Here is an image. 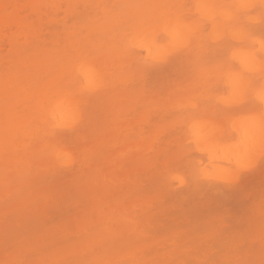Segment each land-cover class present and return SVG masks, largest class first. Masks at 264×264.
Here are the masks:
<instances>
[{"label": "rangeland", "instance_id": "1", "mask_svg": "<svg viewBox=\"0 0 264 264\" xmlns=\"http://www.w3.org/2000/svg\"><path fill=\"white\" fill-rule=\"evenodd\" d=\"M131 1L135 2L136 0H129L125 4L122 0H49V3H51V6L54 4L53 7H51V9L54 8L53 14L56 18L55 19L56 21L51 22V24L44 23V25H41L42 37L40 36L41 39H40V37L38 39L40 41H38V43H36L32 39H30V41L27 43V45L28 46L30 45V47H33L34 45H37L40 43L39 46H41V45L45 46L46 45L48 47L49 46L54 47V46H56V44H58L61 47L62 50H61V52L59 51L60 54H58V56H54V59L51 60L50 63L48 62L49 65H51L52 67L50 66L51 68L48 70L47 76H48V79L49 78L52 79V80L50 79V82L51 81L53 82V80H54V83H52V84H54L52 86L54 89L59 88V87H66L67 90H64L66 97H64V98L65 99L68 98L71 100L66 101L64 98H62V99L55 98L54 100H48L45 98H41L40 100H38L36 98H27L21 92L22 91V89H20L21 84L19 86H17V85L11 86L10 90H13L14 94L16 95L14 98V103H16V108H14V107L12 108L11 106H9L13 103H11V104L5 103L9 106V108L11 107L13 109V111L11 110L12 112L10 111V113L4 115L3 111L1 110L2 111L1 114H3L4 116L1 117L2 119H0V123L2 122L0 127L1 126L3 127L4 125H8V123H10V122H11L10 125L17 124L18 128L20 129L19 132L16 135H10V136H13V138H20L19 140H22V143H25L27 141V139L30 140L29 135L32 136L31 137L32 139L34 136L35 140H41L42 138H49L52 135H55L57 133L66 132L67 130H69L71 124L74 122L75 117L73 114L76 113V110L78 109V107H79L78 110L81 109V106L77 105L78 106L77 107L76 105H74V102L72 101L71 97L79 96V97H83V99H86V98L92 99V97L97 95L98 92L100 93V91L102 90L101 86L103 85V82H105V80L108 79L110 82H112L111 80H113V78H114L116 83L115 82H112V83H115V85L117 87L116 91L118 92V94L122 90H124V92H122V94L125 93V91H127L130 94L126 95L127 94V92H126L124 94V95H126V97L121 96L122 94L121 95L119 94L120 97H118L119 95L116 93L118 95L117 96L115 94L117 97L114 95L116 97V99H115V97H113V100L111 99V102H109V100H107L108 102H106V101L103 102L102 105L104 107V111L106 112V114H105L106 116H104V114H103L101 116V118L102 117L104 118V119L102 118V120H105L107 127L115 126L116 128H119L120 127L119 125H121V126L123 124H125L126 126L128 125V127L125 128V132L129 133L130 136L133 137L134 141L135 140L142 141L144 143L143 145L146 146V151L144 154V162L148 164L149 170L147 171V173H145L146 175H144L145 177H144V180L141 184V186L144 187V188L142 187L143 188L142 191L144 190L142 192V193H144L143 194L144 199L147 200L148 198H152L151 196H153V194L155 195L156 198L157 197L159 198V196L160 197L164 196L163 198L165 200L163 199L164 201L162 203H164L165 201H168V203L170 205H171V203H172V205H173V203H176L178 205L181 204L179 206L183 205L184 210H187L185 212L190 213V211H192V210L194 211L197 208V207L196 208L193 207V205L190 204V202H189L190 198L192 196H198L199 193H203V192H211V191H213L212 190L213 186H217V187L218 186L219 187L232 186L235 184V181H236V184L239 183V180L244 175H246L248 172L253 170L256 167V165L261 161V159L264 158V1L263 0H158V1L154 0L152 3L148 4V2H146L147 0H141V1H139L140 3H138L139 4L138 6L134 5V7L137 8V11H139L138 9H140L141 13L143 14V16L141 14L140 17H142L141 23L143 22L144 24L142 23L143 24L142 27L140 25L141 30H139L140 31L139 35H137V32L134 31L135 29L133 28V26H132V28L134 30L128 29L127 28L128 22H126V20L121 19V17L124 19L127 18L124 16V14L126 13L125 10H128L129 9L128 7H130L131 3H133ZM136 2H138V1H136ZM206 2H209V4H211L209 6V4L207 3V5L209 6L208 9L210 11H208L207 5H205V7L202 5ZM200 6L202 8H200ZM205 8L208 12H210V14L212 16L211 17L212 21H211V18L209 19L208 17H206L207 15H204L201 13V10L206 12V10H204ZM18 9H19L20 16L25 20L26 26L28 23L29 24L32 23L33 25H35V27L40 24L39 21L37 20V16L35 14L30 13L31 9L28 5V0H22L20 2V5L18 6ZM43 9H44L43 11H47L45 8H43ZM166 10H169L170 13L168 12V14H165ZM133 12H134V10H133ZM208 12H206V13H208ZM12 13L13 12H11L10 14H7L0 21H2V23L4 21H12V17H11ZM139 14H140V11H139ZM167 15H171V16H167ZM25 17L28 19V21L25 19ZM207 18L209 20H207ZM213 20H214V22H213ZM1 28H2V30H5L4 32H6L7 34H10V27L9 26L2 24ZM12 29H13V31L17 30V28L15 26H12ZM91 37H92V39H91ZM93 38H97V39L94 40ZM101 38H102V40H101ZM99 39H100V41H99L100 43L98 42ZM91 41H94L93 44L96 43V46L100 47L101 51H98L96 53V52H93L92 50H85L84 49L85 46L86 45L89 46ZM18 44L19 45L25 44L24 38H19ZM148 46H150V47L153 46L152 48H154V49L151 50V52H149ZM110 48H113L117 53L122 52L126 49H128L130 51L135 50V52L137 51V52L141 53L142 56L138 62L132 61V62L121 63L119 61H114L113 63H109V61H107V62L99 61L98 59L101 58L100 56H103V55L109 56V54L110 55L112 54V52L111 53L109 52V54H108L107 50H109ZM43 49H44V47H43ZM32 50H30V51H32ZM128 50H126V51H128ZM41 51H43L42 48H41ZM47 51H48V49H47ZM46 53L44 55H47ZM115 54L116 53L113 51V55H115ZM37 56H38V54H37ZM39 56H40V54H39ZM115 56H117V54ZM31 57H33V55L30 56L27 54H22V55H18V57H15V58H11V57L6 58V61H3L2 63H0V74L5 75L9 80H11L12 76L14 74H16L17 72L21 71V69L23 67L25 68V66L31 65V63H32ZM34 57H33V59H34ZM46 57H48V56H46ZM128 57H129V55L127 56L126 60H128ZM179 60H180V64L178 66H176V65L173 66ZM33 61L35 62V60H33ZM40 63L42 64L43 62L40 61ZM35 66H36V64H35ZM35 66H33V67H35ZM44 66H46V65H44ZM43 68H45V67H43ZM89 68H91V69L95 68L96 71L92 69V74L89 73L90 76L88 75L89 77H91V79L86 80L87 78L85 77V75L87 74L86 71H89ZM84 72H85V74H84ZM23 76H24V74H23ZM36 77H37V75H36ZM110 78H112V79L110 80ZM19 79L22 80V78H19ZM28 81L30 82V80H28ZM32 82L34 83V81H32ZM36 82H37V80H36ZM40 82H42V81H40ZM105 83H108V81H106ZM23 84H25V83H23ZM37 84L38 83H36V85ZM43 84H45V83L38 84V86H39L38 88H40V85H41V89H43L44 88ZM48 85L51 86L49 83V80H48ZM32 86H34V84ZM46 86H47V83H46ZM21 88H23V87L21 86ZM35 88H37V86ZM208 88L211 89V93H210L211 95L207 94ZM0 89H1V86H0ZM2 90H3V87H2ZM25 90L26 89H24L23 91H25ZM28 90L29 89H27V91ZM132 93H135L136 95L132 94ZM63 99H64V101H66L65 103L62 102ZM73 100H74V98H73ZM246 101H248L249 103H253L256 106V110L254 112L249 113V114H243V115L237 114V115L230 117L229 119H219V118L214 119V118L210 117L209 114H207L208 110L212 106L233 108V107H236V105H239V104L246 102ZM2 104H3L2 106H4L3 102H2ZM6 106H4V107L7 108L8 106L7 107ZM35 106H37V111L34 108ZM5 108L2 107V109L6 110L4 112H8L11 109V108L10 109L8 108V111H7V109H5ZM65 108L67 109L66 111H65ZM58 112H59V114H58ZM3 122H4V125H3ZM102 123H104V121ZM168 124H171L175 129L172 130L170 128V130H169L170 133L161 132L162 130H165L164 127ZM4 127H6V126H4ZM28 130H29V132H28ZM220 131L222 133H221V135H218ZM5 134L6 133H4V135ZM7 136L9 138V134H7ZM7 136H6V138H7ZM170 136H172L174 138V140L171 139L172 142H171V145H169L171 150L169 151L167 158L168 159L172 158V153H174V155L176 153H178L180 155L179 162L176 166L177 168L175 170H171V171H170V169L167 168V165L165 164V161L167 158L164 157L165 156L164 153L167 150H165L164 153L162 152V150L166 149L163 147H166L165 141ZM2 137H3V135H2ZM8 138H7V140H9ZM1 139H3V138H1ZM7 140H5V137H4V140H2V144H3V141H7ZM30 141L32 142V140H30ZM0 143H1V141H0ZM149 144L153 145L152 149H148ZM1 148H2V145H1ZM133 150H132V153L134 154ZM47 153H44V154H45V157L47 158L46 160L50 159V162H48L49 166L46 167V169H49V167L56 169V167H57V170H58V167H61V166H63V167L65 166L64 169H66V166L68 167V165L71 162H73L72 155H69L68 153L62 154L60 156H56V155H54L55 154L54 151H53L54 154L52 152H49L48 154L51 153L50 158H48ZM130 154H131V151H130ZM133 154H131V155H133ZM156 154H157V157L154 158V156H156ZM108 155H109V152L106 154V157ZM52 156H54V157H52ZM35 160L33 161L32 166L35 169H37L36 170V172H38V173H36V176H37V175H40L42 172H41V167H39L37 164H35ZM2 161H3V159H2ZM5 162H6V160L4 161V163ZM4 163H2V164H4ZM2 164H0V193H1V191L5 190V188H7V185L10 183V182L8 183V180L6 182L8 184L4 183L5 182L4 180H3L4 182H2L1 181L3 179L2 175L6 174L8 176V172L10 171V170L8 171V169H11L10 166L7 169V167H3ZM111 164H114V163H111ZM126 164H128V163H126ZM126 164H125V166H126ZM13 165H14V163H13ZM15 166L17 167L18 165L16 164ZM15 166H14V168H16ZM19 166H20V164H19ZM107 166H109V165H107ZM22 167L23 166L20 167L21 170L25 169L24 167L23 168ZM63 167L61 169H63ZM4 168L7 171V173H6V171H4L5 173H2V170H4ZM116 168L119 169V167H116ZM116 168L115 169L113 168V170L117 171ZM121 168H122V170L125 169L123 167H120V169L118 170L119 172H121L120 171ZM127 168H129V167H127ZM131 169H133V168L131 167L130 170ZM14 171H15V169H14ZM100 171L101 170H99V174H100ZM109 171L112 174V175H110L111 177L116 174V172H114L115 174L112 173L113 172L112 169L111 170L109 169ZM125 171H127V170H125ZM16 172L22 173L24 171H17V168H16ZM50 172H52V171L50 170L49 173ZM21 173H20V175L22 177V175H24V174H21ZM45 173H43V174H45ZM52 173H54V172H52ZM67 173H69V172H66V174ZM73 173H74V171H73ZM109 173L107 171V174H109ZM43 174L41 175V177L38 176V177H40L39 179L43 180L42 179ZM119 174L121 176L123 173L122 174L117 173L116 175L118 176ZM17 175L16 176L12 175V177L16 178ZM103 175H105V174L103 173L102 176ZM126 175H127V173H126ZM4 176L5 175H3V177ZM26 176L29 177L28 175H26ZM100 176H98L99 179H100ZM127 176L129 177V174ZM6 177H4V178H6ZM19 177H17V180L15 179L14 185H16V183H18V185H19V183H20V182H18ZM27 177L25 178V181L27 180ZM98 177H97V180H98ZM133 177H134V175H133ZM13 178H11V180ZM121 179L122 178H120L119 180L117 179V180L121 181ZM131 179L133 181L135 180L132 177L130 178V180H128V178H127L128 181L132 182ZM21 180L24 181L23 179H21ZM57 180L55 182H57ZM117 180H113V181H117ZM122 180L125 181V179H122ZM9 181H10V179H9ZM25 181L23 183H20V186L22 188L24 187V190L27 186H30V188H31V185H29V183H28V185H26V183L29 182L30 180L29 181L27 180L26 182ZM35 181L36 180H34V182ZM39 181H36V182H39ZM34 182H32L33 184L30 182V184H32V186H33L36 183V182L35 183ZM51 182H52L51 185L54 186L53 183H55V182H53V180ZM123 182H121V184H120L123 187L122 188L123 192H121V194L128 192V190L130 189V188L128 189V187H127L129 182H126V183H123ZM153 183H155V185L157 184L156 190H152V189L150 190L151 187L155 186ZM36 184L37 185H35L33 188L35 190L37 189L38 193H40L38 189H40L41 186L47 185L46 183L43 184V182H39V184L38 183H36ZM49 184L50 183H48V185H47L48 187H50ZM122 184L123 185L127 184V186H123ZM20 186H18V187H20ZM16 187H17V185H16ZM65 187H67V186L65 185ZM72 187L73 186H71V190L73 189ZM33 188H31V191H33L32 190ZM51 188H53V187H51ZM68 188L70 189V187H68ZM118 189H120V188H118ZM154 189H155V187H154ZM37 191H36V193H37ZM147 191L149 192L148 193L149 195H147ZM145 192H146V195H145ZM36 193L35 194L33 193V194L36 195ZM71 193H70V195H71ZM142 193H141V195H142ZM63 194L61 196H60V194H57L60 196V197H58V198H60V201H65L66 203L67 202L73 203V201L71 199H69L70 197H68V196L65 197V195L63 196ZM131 194H132V192H131ZM131 194H130V196H131ZM26 195H27V193H26ZM47 195H45V196H47ZM57 195H56V197L54 196V198L58 199ZM74 195H76V194H74ZM136 195H138V194H136ZM141 195H140V197H141ZM21 196L23 197V195H21ZM40 196L43 197V194H41V195L38 194V197H36V199L37 198L40 199L39 198ZM45 196H44V198H47V200L44 198L43 199L46 200V202L50 201V199H48L49 196H47V197H45ZM146 196L148 197L147 199H146ZM24 197H26V196H24ZM30 197L32 198V196H30ZM52 197L53 196H51V198ZM13 198L15 199V196ZM33 198H35V197L33 196ZM85 198H86V196H85ZM125 198H127V197H125ZM132 198H133V196H132ZM132 198L128 197V200L131 201L130 199H132ZM153 198H154V196H153ZM240 198L241 197L230 200V202H228V204L226 203L227 207L224 206V204H223L224 202L223 203L218 202L219 204L216 203L217 205L213 204L214 202L212 204L215 205V208H216V206H218V209H219V205L221 207V205L223 204L222 208H220V209L225 210L227 208L229 210V213H230V210H232V209H229V208H231V206L234 205V203L236 201H239V203H240V201L243 202V201L248 200L249 197H247L245 199H244V197H242L241 199ZM1 199H2V197L0 196V209H2L3 205L5 204L4 202H7V201L1 200ZM28 199L24 198V200H28ZM89 199H90V197H89ZM136 199L138 200V198H136ZM16 200H15V202H16ZM83 200H86V199H83ZM133 201L135 202V200H133ZM141 201H142V199H141ZM11 202H12V200H10V203ZM38 202L41 203V199ZM42 202H44V201L42 200ZM50 202H52V201H50ZM134 202H133V206H134V204L137 206L140 203V202L139 203L137 202V204H136ZM147 202H148V200H147ZM21 203H23V202H20V204ZM144 203H146V202H144ZM157 203H158V201H157ZM168 203H167V207L169 210H167L166 206H164L163 204H162L163 205L162 207H164V208L160 209L159 207H157V208H159L160 211H158V209L156 210L155 208H153L155 205L157 206V204H155V205L153 204L154 206L152 208H153V210L155 209L156 212L158 211L157 213H159V212H161V214L165 213L164 215H162L164 217H165V215H166V217H167V215H170L171 217L168 216L167 220L171 222V221H173L174 218L177 219L178 217H176V214L173 213V211H172V214L169 213L171 210L170 208H172V207L169 206ZM7 204L9 205L8 202H7ZM26 204H28L27 201H26ZM31 204H33V203L31 202ZM50 204H53V203H50ZM50 204L48 203L49 206H51ZM127 204H128V202H127ZM149 204H151V203H149ZM165 204H166V202H165ZM212 204H210L209 206H211ZM36 205L37 204L35 203L34 206L37 207ZM45 205H46L47 210L51 209V207L53 206L52 205L50 208H48L49 206L47 204H45ZM141 205L142 206L145 205V209H146V206H147L146 204H141ZM141 205H139L137 207V208H139L137 211L141 210V208H140ZM213 205L211 206V207H213L212 209H214ZM241 205L242 204H240V207H239V205L238 206L236 205V207H238L237 209L241 208L242 207ZM27 206L28 205H26V207ZM31 207H32V212H30L31 214L26 212V215L28 214L27 215L28 217H26V215L22 214V212L17 217V215H16L17 212L16 213H15V211L13 212V210L16 207L13 208V210L10 212L8 210H6L5 212L0 213V222L4 223V225L6 226L5 229L0 228V231L2 230L4 232L3 236L1 235L2 238H0L1 245L3 246V247L1 246V250L5 247L6 243H8V241L10 243L14 237H19V238L21 237V239H22V237L26 238L30 235H33V234L35 235V233L37 231V226H36L37 222L34 223V221L37 219V217H38L37 214H39V212H37V213L33 212V210L36 211L37 208L33 209L35 207H33V206H31ZM148 207H149V205H148ZM174 207H175V205H174ZM174 207H173V209H174ZM180 208H179V211H181ZM202 208L204 209V207H202ZM244 208L245 207L243 206V208H241L240 210H242ZM5 209H7V207ZM16 209H18V208H16ZM45 209H43V210H45ZM218 209H215L214 211L215 212H216V210L219 211L220 209L219 210ZM227 209H226V211H227ZM9 210H11L10 207H9ZM20 210H22V209H20ZM28 210H29V207H28ZM38 210L40 211V209H38ZM147 210L151 211L150 207ZM166 210L169 211L168 214H167ZM184 210L182 209V211H184ZM198 210H200V208H198ZM29 211H31V209ZM137 211H135V213ZM154 211L153 212L151 211V213L154 214L155 213ZM162 211H164V212H162ZM174 211L176 212V210H174ZM197 211H195V213L192 212L191 214H194V216H197L196 214L198 213V215H199L201 212V211L200 212L199 211L197 212ZM23 212H25V209ZM215 212H213V213H215ZM223 212H224V214H222ZM44 213H47V212H44ZM49 213H50V211H49ZM141 213L143 214V210L139 211L137 214L142 215ZM149 213L146 216L144 215V217L140 216L143 219L145 218L144 222H142V223L146 224L145 223L146 217L148 218L149 216L153 217L156 215V214L152 215L151 213L150 214ZM225 213H226L225 211L221 212V215L223 216L222 217L223 220H222L221 225H226V227H227V224H229L231 220H230V216L228 215V213L227 214H225ZM21 215L25 216L26 218L23 217L25 219L28 218L27 221L31 222V224L29 223L26 225V223H27L26 222L25 224L17 225L15 222H17V220L20 219L19 217ZM224 215H225V217H224ZM226 215H228L229 217H226ZM160 216L161 215H159L158 218ZM217 216H218V218H220L219 215H217ZM190 218H186V219H190ZM22 219H20V221ZM29 219H32V221H29ZM42 219H44V217ZM48 219H47V221H48ZM53 219L55 220V218H53ZM143 219L141 221H143ZM197 219H199L198 216H197ZM200 219H201V217H200ZM38 220H39V218L37 219V221ZM54 220L53 221L50 220L46 223H49L48 225H50V222L51 221L54 222ZM154 220H155V218H154ZM192 220H193V218H192ZM194 220H195V217H194ZM227 220H230L229 223L226 222ZM23 221H25V220H22L21 222H23ZM141 221L139 220L140 225L142 226ZM149 221H150V219H149ZM186 221H188V220H186ZM190 221L191 220H189V222H186V224L183 221L184 224L182 225V227L180 226L181 224L178 226L180 227V229L182 228L181 230L189 227V228H187V231H190V228L193 231L195 229V228L193 229V227L194 226L197 227V226L193 222H190ZM201 221H203V220H201ZM139 222L137 220L138 224H139ZM154 222H153V224H154ZM164 222H166V221L159 220V223L158 224L156 223L158 228H161V225H162V223L164 224ZM197 222H198V220H197ZM197 222H196V224H197ZM1 223H0V225H1ZM17 223L20 224V222H17ZM76 223H74V224H76ZM82 223L84 224V222H82ZM151 223H152V221H150L149 224H151ZM187 223H188V225H187ZM190 223H193V227L190 226V225H192ZM200 223L201 222H199V224H197V225H199L197 229L201 228ZM77 224L79 225L78 227H79V231H80V232H78V231L77 232L80 234L82 232L81 231L82 228L80 230L81 222L80 223L78 222ZM117 224H114V225H117ZM125 224H118V225H120L119 226L120 228L123 227L121 230H124L128 227L127 226L128 223L126 224L127 227L124 226ZM149 224L147 223V226ZM173 224L176 225L175 221ZM178 224H179V222H178ZM118 225L116 227H118ZM133 225H134V223L131 224L130 226H133ZM151 225H149V226H151ZM167 225H169V224H167ZM186 225H187V227H186ZM221 225L219 227H222ZM86 226L87 225H85V227ZM130 226H129V228H130ZM143 226H146V225H143ZM174 227L177 228V226H173L172 230L169 231L170 233L167 232L168 234H166V231H168V230L164 231L162 228V230L164 232L161 230V232L159 234H161V233L162 234L161 235L158 234L160 237L158 235H152L151 234L152 235L151 241H153L154 238L159 240L160 238H162L161 236L166 235L165 237H166L167 241L170 239H171V242H172V239L174 241L176 240V242H172L173 245H170L171 244V242H170V244L168 245V248H170L169 246H171V247L174 246V243H176V244L181 243V238L179 240L174 239V237L170 238L171 232H172L173 236L175 234H176V237H177V235L183 236L185 241L183 239H182V241H184L185 243H186V241L187 242L190 241L191 243H193V242H195V239L198 237V234H194L195 232L193 234H189V235H188L189 232L187 234H185L186 231L181 233L182 231H178V229L174 232L173 229H176ZM3 228H4V226H3ZM146 228H148V227H146ZM76 229H78V228H75V230ZM86 229H87V227H86ZM102 229H103V227H102ZM102 229H99V231L97 229L96 230L98 232H100V230H102ZM238 229L239 228H235L234 230H232L233 232L231 233V235L229 234L230 236L228 237V239L236 241V240H239L237 238L240 235L241 238H244L243 242L247 241L249 236L247 238L246 234H245V236L243 237L242 234L245 232L243 230H239V231H243L242 234H240V233H238L239 231L238 232L236 231ZM68 230H70V229H68ZM92 230H93V228H92ZM126 230L123 232H126ZM136 230H138V229L136 228ZM70 231H72V226H71ZM103 231L104 230H102L101 232H103ZM199 231H200V235H201L202 230H199ZM205 231L206 230H204V233H205ZM93 233L94 232H92L90 234H93ZM135 233H136V231H135ZM138 233L140 234V232H138ZM196 233H198V232H196ZM237 233H238V235H237ZM72 234H74V233H72ZM123 234L119 235V237H118L122 241H124V239L126 240V237H128L126 233H123ZM145 234H147V233H145ZM253 234H252V237L250 236L251 239H253V236H254ZM69 235L71 236V232ZM85 235H88V233ZM89 235L87 237H89ZM130 235H131V233H130ZM194 235H197V237ZM133 236H134V234H133ZM139 236H142V235H139ZM255 236H256V234H255ZM39 237L40 236H38V238ZM148 237L150 239V235ZM203 237H204V239H205V237L207 239L206 234H203ZM260 237H262V236L260 235ZM115 238H117V236ZM144 238L145 237H143V240L144 241L146 240L147 244H149L150 243V242H148L149 239L147 237H146L147 239H144ZM33 239H34V237H33ZM79 239H78V241H79ZM139 239L134 241V244L132 242L133 240L132 241H129V240L126 241L127 243L131 242L128 244L129 247H127L126 249H125V245L127 246V244H124L123 242L118 243L117 246L119 245L118 247L119 248L121 247V249L117 248L119 250H114V253L118 252L117 255L118 254L120 255L121 252L122 253L125 252L124 250H126L127 253H130L129 251L132 248V244H133V246H136V244L142 240V239H140V240ZM200 239L203 240L202 238H200ZM256 239H258V238L256 237ZM31 240H29V242H31ZM36 240H37V238H35L34 241H36ZM162 240H163V243L167 242V241H165L164 238H162ZM253 240H255V239H253ZM159 241H158V243H159ZM248 241H250V238ZM13 242H14V244H16L15 241H13ZM21 242L22 241H20V243ZM29 242L27 241V243H29ZM160 242H161L160 244H162V241H160ZM184 242H182V243L184 244ZM9 243H8V245H9ZM23 243H24V241H23ZM37 243L38 242L34 243L32 247L30 245H29V247H28V245H25L27 247H25L24 245H23V247L17 246L16 249L17 248L19 249V254L16 251L13 252V254H12L11 250H13L12 249L13 246H11L12 248L9 250L11 252V255H12L11 256L12 260H9V261H11V264H12V261H14L13 264L16 261H18L17 263L22 264V260L20 261L19 257H18L19 259L16 260L17 257H15L17 254L18 255H21V254L24 255L23 252H20V249L25 248V250H27V251H29L30 249L32 251V248L34 249L35 248L34 246H35V244L37 245ZM140 243H142V242H140ZM140 243H138V244H140ZM155 244H156V240L153 244L150 243L149 246L147 245L148 246L147 248L149 249L152 247L151 249H154L157 246V245L155 246ZM160 244H158V245H160ZM186 244L188 245V243H186ZM38 245L40 247L43 246L40 244H38ZM58 245H60V244H58ZM75 245L76 244H74L73 247H70V249H68V251L70 250L69 253L72 254L71 251L74 250V248L76 247ZM82 245H84V244H82ZM82 245H80V246L78 245V246L81 247ZM192 245L195 246L194 243ZM216 245H217V241H216ZM55 246L53 245V247H54L53 249L51 247H49V248H51V250H55L56 248L59 249V247H60V249H62L61 248L62 245L57 246V247H55ZM180 246H181V244H180ZM64 247L65 246H63V248ZM123 247H124V250H122ZM39 248H38V250H39ZM42 248L44 249V247H42ZM106 248H107V251L110 250V248L108 249V246L102 248L101 250L104 251V249H105V251H106ZM137 248L138 247L136 246L135 248L133 247L132 249H135L136 251H138L137 255L140 253V255H141L140 258L145 257L148 259V257H150V258L155 257L156 253L158 251L160 252L163 247L161 249L158 247L159 250L156 251V253H153L154 255L152 254V256H150L151 254L147 253L146 254L147 257H146V255L143 256V254H144L143 250L146 249L145 251L146 252L148 251L144 245H143V248L141 249L143 254H142V252H139L141 250H137ZM18 249H17V251H18ZM1 250H0V252L1 253L4 252V254H5V251H4L5 249L2 251ZM42 250H40L41 253H38L39 251L36 252L37 251L36 248H35V252L32 251V252H34L32 255L37 253L38 255L41 256V259H40L41 263H43V261H45V260H43L44 258L42 259V257H43L42 256ZM59 250L58 251H57V249L55 250L56 252H58L57 254H59ZM209 250H213V249H209ZM27 251H26V253H28ZM55 251L54 252L53 251H51V252L46 251V255L49 256L53 252L52 256L54 255L53 257H55L56 256L54 254ZM65 251L67 253L66 254V258H67V255H68V257L70 255L66 249H65ZM74 251L75 252H73V254H78L79 252H81L80 249L74 250ZM213 251H215V249ZM213 251H211V252H213ZM10 252H8V253H10ZM43 252H45V251L43 250ZM48 252H50L51 254H49ZM60 252H62V251H60ZM149 252L152 253L153 251H149ZM14 253H16L15 256H14ZM62 253H64V251ZM62 253H60L61 255H59V256L62 257ZM86 253H87V255L88 254L89 255L87 256ZM86 253H84V252L82 253L83 255H86V257L81 255V257L84 258V259L83 258H81V259L85 260V262H86L87 257L89 258V256H91L90 251L88 253V251L86 250ZM207 253H209V252H207ZM213 253H215V252H213ZM4 254H2V255H4ZM132 254H133V252H132ZM134 254H136V253H134ZM134 254H133V256L136 257ZM5 255L7 257H8V255L10 256V254H7V253ZM22 255H21V257H22ZM30 255H31V253H30ZM30 255L26 257L28 259L27 261L33 260V257L35 256V255L34 256H32V255L30 256ZM38 255L36 257H38V259H39ZM43 255H45V253H43ZM78 255H80V254H78ZM114 255L116 257V253ZM13 256L15 257L14 259H13ZM24 256H26V255H24ZM63 256L65 259V255H63ZM76 256L74 255V257H75V258L73 257L74 259L71 256H70V258L74 262H76V260H77ZM124 256H126V255L124 254ZM36 257H35V259H36ZM156 257H158V256H156ZM3 258L0 260V264H4L5 261H8L5 259V261L3 262V260H4ZM57 258H60V257H57ZM21 259H23V258H21ZM51 259L52 258L49 257L48 260H51ZM81 259L79 257L78 261L79 262L83 261ZM40 260H39V263H40ZM73 261H71V262H73ZM8 263H10V262H8ZM24 263L26 264L27 262H24ZM29 263H30V261L28 262V264ZM68 263L70 264V262H68ZM5 264H7V263H5ZM44 264H46V263L44 262ZM49 264H51V263L49 262ZM72 264H74V263H72ZM79 264H81V263H79ZM82 264H84V263H82Z\"/></svg>", "mask_w": 264, "mask_h": 264}, {"label": "bare ground", "instance_id": "2", "mask_svg": "<svg viewBox=\"0 0 264 264\" xmlns=\"http://www.w3.org/2000/svg\"><path fill=\"white\" fill-rule=\"evenodd\" d=\"M21 1L22 0H0V20H2L7 14H10L11 12H13L11 15L13 22L12 21H4L2 23V21H0V63H2L3 61H6V58H10V57L15 58V57H18V55H22V54H27L30 56L33 55V57L34 56L35 57H34V59H33V57H31L32 60L30 59L32 61V63H31L32 66L28 65V66H25V68L23 67L21 69V71L17 72L18 74L16 73L12 76L11 80H9L5 75L0 74V86H1V89H0L1 90L0 91V102H1L0 103V111L2 110L4 115L10 113L11 110L13 111V109H12L13 107L16 108V103H14V98L16 95L14 94L13 90H10L11 86H16V85L19 86L21 84V86L23 87V88H21V86H20V89H22L21 92L27 98H36L38 100H40L41 98H45L48 100H54L55 98L62 99L64 97H66L64 90H67V88L66 87H59V88L54 89L52 87L54 85V84H52V83H54V80H53V82L52 81L50 82L51 78L48 79V76H47L48 70L52 67L51 65H49V63L51 60L54 59V56H58V54H60V52L62 50L61 47L58 44H56V46H54V47H50V46L48 47L46 45H45L46 47L44 45H41L42 46L41 47V46H39L40 43L37 45H34L33 47H30V45L29 46L27 45V43L30 41V39H32L36 43H38V41H40L38 39L40 36L42 37L41 25H44V23L51 24V22L56 21L55 20L56 18L53 14L54 8L51 9V7H53L54 4L51 6V3H49V0H28V5L31 9L30 13L35 14L37 16V20L40 23V24L38 23L39 25H37L35 27V25H33L32 23H30V24L28 23L26 26L25 20L20 16L18 6L20 5ZM122 1L125 4L129 0H122ZM136 1H138V2H136ZM136 1L135 2L131 1L133 3H131V6L128 7L129 9L130 8L131 9L125 10L126 13L124 12L125 13L124 16L127 18L124 19L121 17V19L126 20V22H128L127 23L128 29L131 30L134 28L135 30L134 29L133 30L135 32H137V35H139L140 34L139 30H141L140 28L142 27V25L144 23L143 22H142L143 24L141 23V21H142L141 20L142 17H140L142 14L141 10L138 9L140 11V14H139V11H137V8L134 7V5L138 6L139 5L138 3H140L139 1H141V0H136ZM153 1L154 0H147L146 2H148V4H149V3H152ZM207 3L209 4V2H206L202 5L205 7V5H207ZM210 5L211 4H209V6ZM201 6H200V8H202ZM209 6L207 7V9L209 8ZM43 8H45L47 11H43L44 10ZM132 9L134 10V12ZM204 10H206V8ZM208 11H210V10L208 9ZM208 11L206 10V12H208ZM168 12L170 13L169 10H166L165 14H168ZM206 12L201 10V13L204 15H207L206 17H208L210 19L212 17L210 12H208V13H206ZM142 16H143V14H142ZM167 16H171V15H167ZM208 18H207V20H209ZM25 19L28 21V19L26 17H25ZM211 21H212V18H211ZM129 22L130 23L132 22V23L130 24ZM213 22H214V20H213ZM2 24L10 27V34H7L6 32H4L5 30H2V28H1ZM140 25H141V27H140ZM12 26H15L17 28V30L13 31ZM132 26H133V28H132ZM41 37H40V39H41ZM19 38H24L25 44L19 45L18 44ZM91 39H92V37H91ZM93 39L96 40L97 38H93ZM101 40H102V38H101ZM99 41H100V39L98 40V42ZM93 43H94V41H91L90 45L89 46L86 45L84 49L85 50H92L93 52H96V53L98 51H101L100 47L96 46V43L95 44H93ZM43 47H44V49H43ZM152 47L148 46L149 52H151V50L154 49ZM41 48L43 51H41ZM29 49L30 50L33 49V50L30 51ZM47 49H48V51H47ZM126 50H128V49H126ZM126 50H124L122 52L118 51L119 53H117L113 48H110L107 51H108V54H109V52L110 53L112 52V54L111 55L109 54V56L108 55L100 56L101 58H99L98 60L103 61V62L109 61V63H113L114 61H119L121 63H123V62L125 63V62H132V61L138 62L141 59V56H142L141 53H139L137 51L135 52V50H131L132 52L130 50H128V51H126ZM113 51L117 54V56H115L116 54L113 55ZM45 53L47 55H44ZM37 54H38V56H37ZM39 54H40V56H39ZM128 55H129L128 60H126ZM46 56H48V57H46ZM33 60H35V62ZM40 61L43 62L42 63L43 65L40 63ZM35 64H36V66H35ZM179 64H180V60L178 62H176L173 66H175V65L178 66ZM44 65H46V66H44ZM33 66H35V67H33ZM43 67H45V68H43ZM95 68H92V69L95 70ZM92 69L89 68V71H86L87 72V74L85 75V77L87 78L86 80L91 79V77H89V76H90V74H92ZM23 74L25 77L23 76ZM84 74H85V72H84ZM36 75H37V77H36ZM19 78H22V80ZM112 78H110V80ZM47 79L49 80V83L51 86L48 85ZM28 80H30V82ZM36 80H37V82H36ZM32 81H34V83ZM40 81H42V82H40ZM106 81H108V83H105ZM111 81L115 82L114 78ZM105 82H103V85L101 86L102 90L100 89L101 90L100 93L98 92V94L93 96L92 99H89V98L83 99V97H79V96L71 97L72 101L74 102V105L81 106V109L78 110L79 107L77 106L78 109L76 110V113L73 114L75 117L74 122L71 124L69 130H67L66 132L57 133L55 135H52L49 138H42L41 140H35L34 136L32 139L31 138L32 136L29 135L30 136L29 138H30V140H32V142L29 139H27V141L25 143H22V140H19L20 138H13V136H10V135H16L19 132L20 129L18 128L17 124L10 125V123H11L10 122V123H8V125H4V122H3V125L6 127H4V126L0 127L1 128L0 129V141H1V143H0V159H1L0 164L4 163V161L6 160L7 163L6 162L5 163L8 166L4 163V164H2L3 167H7V169H8L10 166V168H11V169H8V171L10 170L8 172V176L6 174H3V175H5L4 177L7 176L6 178H4L2 175L3 179L1 181L2 182L5 181L4 183H6L8 180V183L10 182L11 184L6 183V184H8L7 188H5V190L1 191V193H0V196L2 197L1 200L7 201L9 203V205H8L7 202H4L5 204L3 205L2 209H0V211H1L0 213L5 212L6 210H8L10 212L13 210V208L16 207L18 209L15 208L16 210L14 209L13 212L14 211H15V213L17 212V214H16L17 217L20 215L21 212L24 215H26V212L31 214L30 213V212H32L31 206L35 207L34 206L35 203L37 204L36 205L37 207H35L33 209L37 208V210L36 211L33 210V212H35V213L39 212V214H37V216H38L37 219L39 218V220L37 221V219H36L34 221V223L37 222V224H36L37 231L35 233L36 236L34 234L30 235L31 237L33 236L34 239H33V237L31 238L30 236H28L26 238L22 237V239H21V237L20 238L14 237L15 239L13 238L12 241L10 240L11 244L8 241L9 245H8V243H6L7 246L5 245V247L2 249V250L5 249L4 250L5 254L6 253L10 254V256L8 255V257H7L4 254V252H2V253L0 252L1 253L0 254V260L4 257L3 262L6 259L8 261H5V263L11 264V261H9V260H12L11 252L13 254V252L16 251L19 254V249L17 248L18 251L16 249L17 246L23 247V245L24 246L28 245V247H29V245H30L32 247L34 243L38 242L37 245L35 244L34 247L37 249L36 252L39 251L38 253H41L40 250H42L43 249L42 247H44L43 250L45 252H43V250H42V256H43L42 259L44 258L43 260H45V261H43V263H41V260H40L41 256L40 255H38L36 253L39 256V259H38V257H36L37 256L36 254H34L35 256L32 255L35 252V248L34 249L32 248V251H34V252H32L31 249L29 250L30 252L25 250V248L20 249V252H23L24 255H26V256H24L20 253L22 255V257H21V255L17 254L18 255L17 256L16 253H14V256L16 255L15 257H17L16 260L20 258L19 260L20 261L22 260V264H25L24 262H27L26 264H28L29 261H30L29 264H38L39 260H40L39 264H44V262L46 264H49V262L51 264H67L68 262H70V264H72V263L75 264L76 262L77 263L79 262L78 261L79 257H80V259L83 258V257H81V255H83L82 253L83 252L86 253V250H87L88 253H89V251L91 252V256H89V258L87 257L88 260L86 259V262H85V260H83L84 259L83 258L81 260H83L84 262L80 260L81 262H79V263H81V264L82 263H84V264H264V233H263L264 232V188H263L264 187V158L261 159V161L256 165V167L253 170H251L246 175H244L239 180V183L236 184V181H235V184L232 186H225V187L213 186L212 187L213 191H211V192H203V193H199L198 196H192L190 198L189 202H190V204L193 205V207H195V208L197 207V208L194 211L193 210L190 211V213L185 212L187 210H184L183 205L179 206L181 204L178 205L176 203H173V205H172V203H171V205H170L168 203V201H165L166 204H165V202L162 203L165 200L163 198L164 196L163 197L159 196V198L158 197L156 198L154 194H153L154 198H153V196H151L152 198H148L146 196V199L148 198L147 199L148 202L151 203V204H149L147 202V200H145L143 197L144 193H142V192L144 190L142 191V189L144 187L141 186V184L144 180V177H145L144 175H146L145 173H147V171L149 170L148 164L144 162V154L146 151V146L143 145L144 143L142 141H138V140L134 141L133 137H131L129 133L125 132V128H127L128 125L127 126L125 124H123L122 126L119 125L120 126L119 128H116L115 126L107 127L105 120H102L103 117L101 118V116L103 114H104V116H106L105 115L106 112L104 111V107H103L102 103L105 101L108 102L107 100H109V102H111V99L113 100V97H115L118 94V92L116 91V88H117L115 85L116 82L112 83L108 79L105 80ZM23 83H25V84H23ZM32 83L34 84V86H32L33 85ZM36 83H38V84L45 83V84H43L44 88L41 89V85H40V88H38L39 86H38V84L36 85ZM46 83H47V86H46ZM35 85L37 86L38 89L35 88L36 87ZM2 87H3V90H2ZM24 89H26V90L23 91ZM27 89H29V90L27 91ZM122 92H124V90H122L119 94L121 95ZM126 92L127 91H125V93ZM125 93H123L121 96L126 97V95L130 94L127 92V94L124 95ZM210 93H211V89L208 88L207 94L211 95ZM132 94H135V93H132ZM120 95L118 97H120ZM116 97H115V99H116ZM73 98H74V100H73ZM64 99L62 101L64 103L66 101L71 100V99L66 98L65 99L66 101H64ZM2 102L4 103V106L7 105L5 103H9V104L13 103V104L9 105L12 108L10 107L11 108L10 109L8 105H7L8 107L6 106L7 108H5L4 106H2L3 105ZM2 107L7 109V111H8V108L10 110L8 112H4L6 110L2 109ZM34 108L37 111V106H35ZM66 110L67 109L65 108V111ZM255 110H256V106L253 103H249L248 101H246V102H243L239 105H236V107H233V108L212 106L208 110L207 114H209V116L214 118V119H216V118L229 119L230 117H232L234 115L249 114V113L254 112ZM2 111L0 112V119H2L1 117L4 116L3 114H1ZM58 114H59V112H58ZM103 121H104V123H102ZM1 123H0V125H1ZM164 128H165V130H162L161 132L170 133V131H169L170 128L172 130L175 129L171 124L166 125ZM28 132H29V130H28ZM4 133H6V134L4 135ZM221 133L222 132L220 131L218 135H221ZM1 134L3 135V137ZM7 134H9V138H8ZM6 136L9 140H7ZM4 137H5V140H7V141H3V144H2V140H4ZM1 138H3V139H1ZM171 139L174 140V138L172 136H170L166 139V141H165L166 147H163L166 149L162 150L163 153L165 150H167L164 153L165 154L164 157H166V158H167L169 151L171 150L169 147V145H171V142H172ZM1 145H2V148H1ZM152 147H153V145L149 144L148 149H152ZM132 150H133L134 154L132 153ZM53 151L55 154L53 153ZM130 151H131V154H133V155L130 154ZM47 152L48 153L52 152L56 156H60L62 154L68 153L69 155H72L73 162H71L68 165V167L66 166V169H64L65 166L64 167L63 166L58 167V170H57V167H56V169H53L50 167H49V169H46V167L49 166L48 162H50V159L46 160L47 158L45 157V154H44ZM108 152H109V155L106 157V154ZM48 153H47L48 158H50L51 153L50 154H48ZM56 153L57 154L59 153V154L57 155ZM52 157H54V156H52ZM155 157H157V154H156V156H154V158ZM2 159H3V161H2ZM179 159H180V155L178 153H176L175 155H174V153H172V158H169V159L167 158L165 161L167 168L170 169V171L175 170L177 168L176 166L179 162ZM34 160H35V164H37L39 167H41V172H42L40 175H37V176H36V173H38V172H36L37 169H35L32 166ZM13 163H14V165H13ZM111 163H114V164H111ZM126 163H128V164H126ZM16 164L18 165L17 167L15 166ZM19 164H20V166H19ZM125 164H126V166L128 165L127 167H129V168H127L125 166ZM107 165H109V166H107ZM14 166L17 168V171H24L22 173L20 172L21 174H24V175H22L23 178L21 177L19 172H16V168H14ZM21 166H23L25 169L21 170V168H20ZM115 166L119 167V169H120V167H123L125 169L122 170V168H121V170H120L121 172H119L118 171L119 169L116 168ZM62 167H63V169H61ZM131 167L133 169L130 170ZM113 168L114 169L116 168V170L118 172L113 170ZM14 169H15V171H14ZM109 169L110 170L112 169L113 174H115L114 172H116V174L117 173H121V174L123 173V174L121 176H120V174L118 176L115 174L116 176L114 175L115 177L112 176L113 177L112 178L110 176L112 174L109 171ZM48 170L49 171L51 170L54 173L50 172L52 174L51 175ZM99 170H101L100 174H99ZM125 170H127V171H125ZM4 171H6L5 168H4V170H2V173H5ZM73 171H74V173H73ZM107 171H108V173L109 172L110 173L107 174ZM66 172H69V173L66 174ZM6 173H7V171H6ZM43 173H45V174H43ZM103 173L107 177L105 175L102 176ZM126 173H127V175L129 174V177L126 175ZM42 174H43V176H42L43 180L39 179ZM12 175L13 176L17 175V177L20 176L19 181H18L20 183H23L25 181V178L27 177L26 175H28L29 177H27V180L28 181L30 180V181L27 182L26 185H28V183H29V185H31V188H33L35 185H37L36 183L39 184V182H43V184L46 183L47 185H48V183H50L49 184L50 187H48L47 185L41 186L42 189L41 188L38 189L40 193H38L37 189L35 190L34 188L32 189L34 192L31 191L30 186H27L24 190V187L22 188L20 186V183H19V185H18V183H16L17 187H16V185H14L15 179L17 180V177L13 178ZM97 175L98 176L101 175L100 179ZM133 175H134V177H133ZM38 176H40V177H38ZM10 177L13 179L11 180ZM97 177H98V180H97ZM119 177L122 179H125V181L122 179H121V181H118L120 179ZM131 177L135 179L134 181L131 179L132 182L128 181V180H130ZM127 178H128V180H127ZM9 179H10V181H9ZM21 179H23L24 181H22ZM55 179L56 180L58 179L57 182H55L56 181ZM34 180L39 181V182L35 181L36 182L35 183ZM52 180H53V182H55V183H53L55 187L53 185H51ZM113 180H117V181H113ZM30 182L31 183L34 182L35 184L32 186L33 183L30 184ZM121 182H123V183L129 182L130 183V184L128 183V186H127V184H125V185L122 184L123 186H127L128 189L130 188L128 190V192L122 193L123 195L121 194V192H123V190H122L123 187L120 185ZM153 184L155 185V183H153ZM65 185L67 187H65ZM156 185L151 187L150 190L151 189L156 190L157 189ZM18 186H20V187H18ZM71 186H73L72 188L74 190L73 189L71 190ZM51 187H53L54 189ZM68 187H70V189ZM154 187H155V189H154ZM118 188H120V189H118ZM36 191H37V193H36ZM130 191L132 192V194ZM148 191H147V195H149ZM25 192L27 193V195ZM33 193L34 194L36 193V195H34ZM70 193H71V195H70ZM73 193L76 195H74ZM141 193H142V195H141ZM38 194L39 195L43 194V197L42 196L39 197L41 199V203L38 202V201H40V199H38V198L36 199V197H38ZM57 194H60V196L63 194V196L65 195V197L66 196L70 197L69 199H71L73 201V203H68V202L66 203L65 201H60V198H58L60 196ZM130 194H131V196H130ZM136 194H138V195L140 194L141 197H140V195L138 196ZM21 195H23V197L26 196V197H24L25 199L26 198L27 199L29 198V199L24 200V198ZM45 195L49 196L48 199H50V201H52V202H50V201L46 202L47 198H44ZM50 195L53 196L52 197L53 199L51 198ZM56 195H57L58 199L54 198V196L56 197ZM87 195L90 197V199ZM145 195H146V192H145ZM14 196H15V199L13 198ZM30 196H32V198L34 196L35 198L32 199ZM47 196H45V197H47ZM85 196H86V198H85ZM132 196L134 199L132 198ZM125 197H127V198H125ZM128 197L132 198V199H130L131 201L128 200ZM135 197L138 198V200ZM238 197H241V198L244 197V199L247 197H249V198L246 201H243V202L240 201V203H239V201H236L237 203L235 202L234 205H232L233 207L232 206H231V208L228 207L229 209H232V210H230V213H229V210L227 208H226L227 211H226V209L225 210L220 209V208H222L223 204H224V206H226L228 204V202H230V200L236 199ZM43 198L46 200H44ZM83 199H86V200H83ZM141 199H142V201H141ZM10 200H12L11 203H10ZM15 200H16V202H15ZM42 200L44 202H42ZM125 200L126 201L128 200L127 201L128 204ZM133 200H135V202ZM26 201L28 204H26ZM157 201H158V203H157ZM20 202H23V203L20 204ZM31 202L33 204H31ZM133 202L136 204H137V202L138 203L140 202V203L137 206L135 204L133 206ZM144 202H146V203H144ZM218 202L219 203L224 202L221 205V207L219 205L220 210L218 209V206H216V208H215V205H213V204H216ZM48 203L49 204L53 203V204H50L51 206L53 205L52 206L53 208L51 206H49ZM167 203L169 206L172 207V208H170L171 209L170 212L167 211V210H169L167 207ZM209 203L210 204L213 203L212 205L214 206V209H212L213 208V207H211L212 205L209 206L210 205ZM45 204H47L49 206V207L47 206L48 208L51 207V209L47 210ZM141 204H146L147 205L146 209H145V205L142 206ZM153 204L154 205L157 204V206L155 205L156 206L155 207ZM162 204L164 206H166L167 214H168V212L170 214H172V211H173V213H175L176 217H178V218L177 219L174 218L173 221L170 222L167 220L168 216L171 217L170 215H167V217L165 215V217H166L165 218L164 216H162L165 213H163V214H161V212L157 213L158 211H160L159 208L160 209L164 208V207H162L163 206ZM240 204H242L241 208H243V206H244L246 209L245 208L242 210H240L241 208L237 209L238 207H236V205L237 206L239 205V207H240ZM26 205H28V206L26 207ZM139 205L142 206V207L140 206L141 210H139V211L143 210V214L141 213L142 215H139L140 213L137 214L139 212V211H137L139 209V208H137ZM148 205H149L150 210L152 212L155 209L156 210L158 209V211L156 212V210H155L154 211L155 213L152 214L151 211L147 210L149 208ZM174 205H175V207H174ZM6 207H7V209H5ZM9 207L11 208V210H9ZM28 207H29V210L31 209V211L28 210ZM152 207L155 209L153 210ZM157 207H159V208H157ZM173 207H174V209H173ZM202 207H204V209ZM179 208L181 211H179ZM198 208H200V210H198ZM20 209H22V210H20ZM24 209H25V212H23ZM38 209H40V211ZM43 209H45V210H43ZM182 209L184 211H182ZM215 209H218L219 211L216 210V212H215L214 211ZM174 210H176L177 213ZM197 210L199 212L201 211L199 215H198V213L196 214L199 217V219H197V216H194V214H191L192 212L195 213V211H197ZM221 210L225 211L226 212L225 214L228 213V215L230 216L231 221L230 220L226 221L228 223L230 221V223L227 224V227H226V225H221L222 220H223V218H222L223 216L221 215V212H222ZM49 211H50V213H49ZM135 211H137V212L135 213ZM148 211L152 215L156 214L155 215L156 217L155 216H153V217L149 216L148 217L150 219V221H152V223H151L152 225L149 224L150 221L147 217H146V222H145L146 224L142 223V222H144L145 218L143 219L140 217V216L144 217V215L146 216L149 213ZM164 211H162V212H164ZM44 212H47V213H44ZM213 212H215V213H213ZM222 214H224V212ZM27 215H26V217H28ZM159 215H161L162 217L160 216L158 218ZM217 215H219L220 218H218ZM228 215H226V217H229ZM21 217L23 218L25 216L21 215L19 218L22 219ZM43 217H44V219H42ZM194 217H195V220H194ZM200 217H201V219H200ZM224 217H225V215H224ZM25 218L22 219V220H25V221H23L24 223L21 222L22 220L20 221V219H18L19 221L17 220V222H20V224L17 222H15V223L17 225L25 224L26 222H27L26 225L29 223L31 224V222L27 221L28 218L27 219H25ZM46 218L47 219L49 218L48 221H50V220L53 221L54 220L53 218H55V220H54V222L51 221L50 225H48L49 223H46V222H48ZM154 218H155V220H154ZM186 218H190V219H186ZM192 218H193V220H192ZM142 219H143V221H141ZM185 219L188 221H186ZM74 220L75 221L77 220L76 221L77 223L81 222L80 230L82 228V230H81L82 232L80 234L78 233V232H80L79 227H78L79 225ZM137 220H138V222H139V220L141 221L142 226L140 225V222H139V224L137 223ZM159 220L166 221V222H164V224L163 223H162V225L160 224L161 228H158V226H157V224L159 223ZM189 220H191L190 222H193L197 227H195V226L193 227V223H190V224H192L190 226L193 227V229L194 228L195 229L192 231L190 228V231H187V228H189V227H187V225H188V223H187V225H186L187 228H184L183 230H181L182 228L180 229V227L178 225L181 224L180 226L182 227L184 222L186 224V222H189ZM197 220H198V222H197ZM201 220H203V221H201ZM29 221H32V219H29ZM174 221H175L176 225L173 224ZM177 221L179 222V224ZM82 222H84V224ZM153 222H154V224H153ZM196 222H197V224H199V222H201V223L203 222L202 224L200 223L201 228L197 229L199 225H197ZM74 223H76L77 225ZM117 223L118 224H125V223L127 224L128 223L127 224L128 227L126 226V224L124 225L128 229L126 228L127 230L126 229L121 230L123 227L120 228L119 227L120 225H118ZM133 223L135 226L134 225H133L134 227L130 226ZM147 223L151 226H149V225L147 226ZM114 224H117L118 227H116L117 225H114ZM167 224H169V225H167ZM85 225H87L86 226L87 229H86ZM143 225H146V226H143ZM220 225L222 227H219ZM3 226H4V228H3ZM71 226H72L73 232L70 231ZM129 226L131 229L129 228ZM173 226H177V228L174 227V228H176V229H173L174 232L178 229V231H182L181 233L186 231L185 234H187L189 232L188 235L193 234L194 232H195L194 234H198V237H197V235H194L197 237L195 239V242L192 241L195 246H193L192 245L193 243H191L190 241L189 242L186 241V243H188V245H187L184 242L185 239L183 236L177 235V237H176V234L174 233L175 235L173 236L172 232H171L170 238L174 237V239H178V240L181 238V243H180L181 246L179 243L178 244L174 243V246H172V247L169 246L170 248H168V245L170 244L171 239L167 241L166 237H165L166 235L164 234L165 236H161V237L164 238L165 241H167L166 243L165 242L163 243L162 238H160L159 240L162 241V244H160L161 242L154 238L156 240L155 246L156 245L157 246L154 249H151L152 247L149 249L147 248L150 243L153 244L155 242L154 239H153V241H151L152 235H158L161 232L162 228L164 231L168 230V231H166V234H168V233H170L169 231L172 230ZM5 227L6 226L4 225V223H1L0 228L5 229ZM102 227H103V229H102ZM146 227H148V228H146ZM67 228L70 230H68ZM75 228H78V229L75 230ZM92 228H93V230H92ZM136 228L138 230H136ZM235 228H239L238 230H236L237 232L239 230H243L245 232V233H243L244 235L242 234L243 231H239L238 233L242 234L243 237L246 234L247 238L249 236L250 241H248L249 240V238H248L247 241L243 242L244 238H241L240 235L238 238L236 237L239 240L233 241L231 239H228V237L233 232L232 230H234ZM96 229L98 231H99V229H102L104 231L101 232L102 230H100V232H98ZM125 230H126V232H123ZM199 230H202L201 231L202 236L200 235ZM204 230H206V231L208 230V231L207 232L205 231V233H204ZM1 231H0V238H2L1 235L3 236V234H4V232L3 231L1 232ZM135 231L137 234L135 233ZM137 231L140 232V234ZM70 232H71V236L69 235ZM89 232L90 233L94 232V233L90 234ZM196 232H198V233H196ZM72 233H74V234H72ZM87 233H88V235L90 234L89 237H87L88 235H85ZM123 233H126L128 236V237H126V240L124 239V241H122L120 238H118L119 235H122ZM130 233H131V235H130ZM145 233H147V234H145ZM238 233H237V235H238ZM133 234H134V236L135 235L136 236L134 237ZM161 234H159V235H161ZM203 234H206L207 239H206V237L204 239ZM252 234L254 235L253 239H255V240L251 239ZM255 234H256V236H255ZM74 235L75 236L77 235V236L75 237ZM139 235H142V236H139ZM149 235H150V239L148 237ZM260 235L262 237H260ZM38 236H40V237L38 238ZM116 236H117V238H115ZM143 237H145L144 239L148 238L149 239L148 242H150V243L147 244L146 240L145 241L143 240ZM256 237L258 239H256ZM35 238H37L36 241H34ZM139 238L142 239L140 241L142 243L138 242L140 244H138V243L136 244V246L138 247L137 250H141L143 248V245L148 250L146 252L145 251L146 249L144 248L145 249V250H143L144 254H143L142 250L139 251V252H142L143 256H145L147 253L151 254L150 256H152V254L156 253V251H158L159 248L160 249L162 247L163 248L160 252L158 251L156 253L155 257H151V258L148 257V259L145 257L140 258V256H141L140 253L137 255L138 251H136L135 249H132L133 247L134 248L136 247V246H133L134 241L138 240ZM200 238H202L203 240H201ZM28 239L29 240L32 239L33 240V241L31 240L32 243L29 242ZM78 239H79V241H78ZM182 239L184 241H182ZM128 240L129 241L133 240L131 250L129 248L128 249L130 250L129 252L131 254H132V252H133V254L136 253V254H134L136 257H134L133 254L131 255L130 253H127L126 250H124V247L122 248V250H124L125 252H123V253L121 252L120 255L119 254L117 255L118 252H115L116 253V257H115L114 250L121 249V247L119 248L118 247L119 245L117 246V244L120 242L127 244V246L125 245V249H126L127 247H129L128 244L131 243V242L127 243L126 241H128ZM13 241H15L17 245L14 244ZM20 241H22V242L20 243ZM23 241H24V243H23ZM27 241L30 244L27 243ZM158 241H159V243H158ZM216 241H217V245H216ZM172 242H176V240L174 241L172 239ZM172 242L170 245H173ZM182 242H184L185 245ZM38 244L43 245V246L40 247ZM58 244L62 245V247H61L62 249H60V247H59L60 250L58 248H56L57 251L59 250V254H57L58 252L55 251L56 249L51 250V248L52 249L54 248L53 245L54 246L56 245L55 247L60 246ZM74 244H76L75 245L76 247L74 248V250L80 249V251L82 252V253L81 252L78 253L76 251L80 255L73 254V252H75V251L72 249H71L72 254L69 253L70 250L68 251V249H70V247H73ZM82 244H84V245H82ZM158 244H160V245H158ZM78 245L79 246L82 245V246L79 247ZM1 246L2 245L0 242V250H1ZM11 246H13V248ZM63 246H65V247L63 248ZM107 246H108V249L110 248V250L107 251V248H106V251H105V249H104V251L101 250L102 248L107 247ZM25 247H27V246H25ZM49 247H51V248H49ZM11 248L13 250H11V252H10L9 250ZM38 248H39V250H38ZM117 248H119V249H117ZM65 249L67 250V252L69 253V255L72 258L74 257V255L75 256L77 255L76 256V258H77L76 262H74L70 258V256L68 257V255H67L68 259L66 258L67 253H66ZM209 249H213V250L215 249V251L209 250ZM26 251L28 253H26ZM46 251H50V252L55 251L54 254L56 256L55 257H53L54 255L52 256L53 252H52V254L50 252H48L49 254H51L48 256V255H46ZM60 251H62V252L64 251V253H62ZM149 251H153V252L151 253ZM211 251H213L215 253H213ZM8 252H10V253H8ZM207 252H209V253H207ZM30 253L32 256H34L33 260L27 261L28 259L26 257L29 256ZM43 253H45V255L47 257L45 255H43ZM60 253H62L63 258L61 256H59V255H61ZM2 254H4V255H2ZM124 254L126 256H124ZM63 255H65V259H64ZM86 255H87V253H86ZM86 255H83V256L86 257ZM14 256H13V259L15 258ZM156 256H158V257H156ZM35 257H36V259H35ZM49 257L52 259L48 260ZM57 257H60V258H57ZM146 257H147V255H146ZM21 258H23V259H21ZM71 261H73V262H71ZM8 262H10V263H8ZM13 262L14 261H12V264H13ZM17 262L18 261H16L14 264H21V263H17Z\"/></svg>", "mask_w": 264, "mask_h": 264}]
</instances>
